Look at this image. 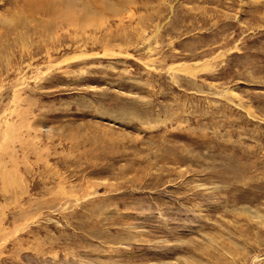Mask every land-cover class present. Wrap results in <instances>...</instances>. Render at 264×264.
Returning a JSON list of instances; mask_svg holds the SVG:
<instances>
[{
  "label": "rangeland",
  "instance_id": "374dc122",
  "mask_svg": "<svg viewBox=\"0 0 264 264\" xmlns=\"http://www.w3.org/2000/svg\"><path fill=\"white\" fill-rule=\"evenodd\" d=\"M0 264H264V0H0Z\"/></svg>",
  "mask_w": 264,
  "mask_h": 264
}]
</instances>
